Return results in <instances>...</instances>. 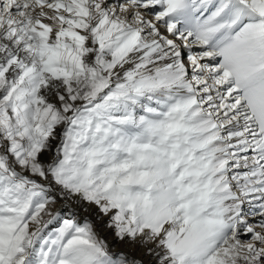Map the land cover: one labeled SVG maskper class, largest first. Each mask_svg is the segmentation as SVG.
I'll list each match as a JSON object with an SVG mask.
<instances>
[{"label": "snow or ice", "instance_id": "6c2138e0", "mask_svg": "<svg viewBox=\"0 0 264 264\" xmlns=\"http://www.w3.org/2000/svg\"><path fill=\"white\" fill-rule=\"evenodd\" d=\"M0 264H264V0H0Z\"/></svg>", "mask_w": 264, "mask_h": 264}]
</instances>
